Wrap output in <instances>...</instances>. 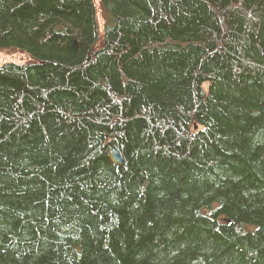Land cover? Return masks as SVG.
Masks as SVG:
<instances>
[{"label":"trees","instance_id":"1","mask_svg":"<svg viewBox=\"0 0 264 264\" xmlns=\"http://www.w3.org/2000/svg\"><path fill=\"white\" fill-rule=\"evenodd\" d=\"M0 264H264V0H0Z\"/></svg>","mask_w":264,"mask_h":264},{"label":"rangeland","instance_id":"2","mask_svg":"<svg viewBox=\"0 0 264 264\" xmlns=\"http://www.w3.org/2000/svg\"><path fill=\"white\" fill-rule=\"evenodd\" d=\"M27 57L15 51H0V64L2 63H24Z\"/></svg>","mask_w":264,"mask_h":264}]
</instances>
